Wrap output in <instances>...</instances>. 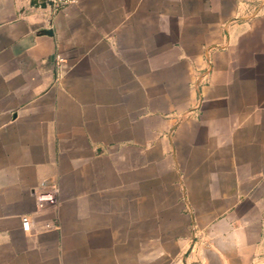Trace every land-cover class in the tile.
Listing matches in <instances>:
<instances>
[{"label":"crops","instance_id":"0c3cea01","mask_svg":"<svg viewBox=\"0 0 264 264\" xmlns=\"http://www.w3.org/2000/svg\"><path fill=\"white\" fill-rule=\"evenodd\" d=\"M30 2L0 0V251L36 194L118 171L142 188L145 156L183 129L199 181L175 164L177 200L210 241L185 264L264 261V0Z\"/></svg>","mask_w":264,"mask_h":264},{"label":"rangeland","instance_id":"374dc122","mask_svg":"<svg viewBox=\"0 0 264 264\" xmlns=\"http://www.w3.org/2000/svg\"><path fill=\"white\" fill-rule=\"evenodd\" d=\"M195 93L198 115L201 97ZM185 97L176 92L177 118L188 111ZM159 141L167 153L145 156L142 188L135 187L134 172L118 171L105 181L108 186H50L36 194L31 204L36 215L17 220L16 248L0 251V264H185L193 244L210 242L207 235L192 233L201 220L188 218L177 200L182 190L175 164L193 174L196 184L199 155L189 157L186 147L199 140L179 129L175 138ZM171 147L174 154L167 151ZM39 238L46 250L23 249L25 239Z\"/></svg>","mask_w":264,"mask_h":264},{"label":"built area","instance_id":"2783aa9c","mask_svg":"<svg viewBox=\"0 0 264 264\" xmlns=\"http://www.w3.org/2000/svg\"><path fill=\"white\" fill-rule=\"evenodd\" d=\"M54 7L63 8L66 5L77 3L79 0H51ZM57 58L62 60V57L58 54Z\"/></svg>","mask_w":264,"mask_h":264},{"label":"water","instance_id":"95a60500","mask_svg":"<svg viewBox=\"0 0 264 264\" xmlns=\"http://www.w3.org/2000/svg\"><path fill=\"white\" fill-rule=\"evenodd\" d=\"M30 4L35 6H53L51 0H31Z\"/></svg>","mask_w":264,"mask_h":264}]
</instances>
